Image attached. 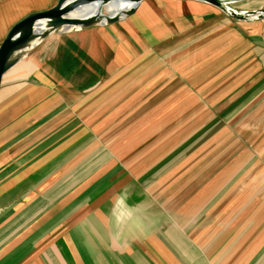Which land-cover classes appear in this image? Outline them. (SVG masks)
Wrapping results in <instances>:
<instances>
[{
	"label": "crops",
	"instance_id": "crops-1",
	"mask_svg": "<svg viewBox=\"0 0 264 264\" xmlns=\"http://www.w3.org/2000/svg\"><path fill=\"white\" fill-rule=\"evenodd\" d=\"M57 1L0 0V44ZM0 264H264V19L145 0L25 51L0 84Z\"/></svg>",
	"mask_w": 264,
	"mask_h": 264
},
{
	"label": "water",
	"instance_id": "water-1",
	"mask_svg": "<svg viewBox=\"0 0 264 264\" xmlns=\"http://www.w3.org/2000/svg\"><path fill=\"white\" fill-rule=\"evenodd\" d=\"M145 0H58L52 8L29 14L16 23L0 44V84L5 72L25 51L56 31L81 30L94 25L106 26L131 16ZM221 10L227 17L239 21L264 19V8L237 10L232 4L244 0H198ZM124 2L128 7L121 13H106L103 7L109 3ZM95 5L96 12L84 18L71 17L75 10ZM105 11V13L103 12Z\"/></svg>",
	"mask_w": 264,
	"mask_h": 264
},
{
	"label": "bare ground",
	"instance_id": "bare-ground-1",
	"mask_svg": "<svg viewBox=\"0 0 264 264\" xmlns=\"http://www.w3.org/2000/svg\"><path fill=\"white\" fill-rule=\"evenodd\" d=\"M128 3L124 2H115V3H109L103 7V9L106 11V13L115 14V13H121L123 9H126L128 6ZM104 11V12H105ZM96 12V6L95 5H88L83 7L82 9L75 10L71 13V17L75 18H84L86 16L92 15Z\"/></svg>",
	"mask_w": 264,
	"mask_h": 264
},
{
	"label": "rangeland",
	"instance_id": "rangeland-1",
	"mask_svg": "<svg viewBox=\"0 0 264 264\" xmlns=\"http://www.w3.org/2000/svg\"><path fill=\"white\" fill-rule=\"evenodd\" d=\"M103 12H104V10H103ZM105 13V12H104Z\"/></svg>",
	"mask_w": 264,
	"mask_h": 264
}]
</instances>
